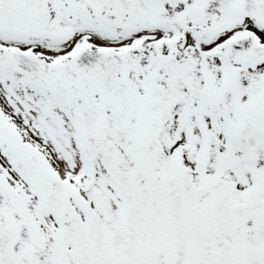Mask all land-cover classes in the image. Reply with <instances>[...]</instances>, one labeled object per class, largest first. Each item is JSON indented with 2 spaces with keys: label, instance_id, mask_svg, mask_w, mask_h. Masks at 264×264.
Segmentation results:
<instances>
[{
  "label": "snow or ice",
  "instance_id": "1",
  "mask_svg": "<svg viewBox=\"0 0 264 264\" xmlns=\"http://www.w3.org/2000/svg\"><path fill=\"white\" fill-rule=\"evenodd\" d=\"M0 264H264V0H0Z\"/></svg>",
  "mask_w": 264,
  "mask_h": 264
}]
</instances>
